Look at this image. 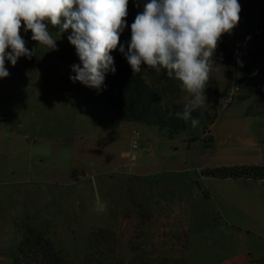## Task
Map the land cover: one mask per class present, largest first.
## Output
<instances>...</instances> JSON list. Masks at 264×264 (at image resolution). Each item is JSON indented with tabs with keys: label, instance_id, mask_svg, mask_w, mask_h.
<instances>
[{
	"label": "rangeland",
	"instance_id": "obj_1",
	"mask_svg": "<svg viewBox=\"0 0 264 264\" xmlns=\"http://www.w3.org/2000/svg\"><path fill=\"white\" fill-rule=\"evenodd\" d=\"M48 27L58 50L39 46L22 22L26 47L36 48V55L19 58L15 66L6 60L10 75L0 78V264H14L31 228L70 264L86 263L88 239L100 229L113 233L109 245L127 263L144 258L155 264H219L233 256L240 260L241 254L253 255L252 264H264V209L243 215L229 207L232 220L217 211V200L200 210L189 195L208 186L195 172H180L222 163L232 155L224 150L238 153L236 143L259 146L264 154L263 95L238 100L244 96L239 93L225 104L245 68L264 78V63L254 55L255 41L241 17L232 34L221 37L227 52L218 43L214 59L220 66L210 74L208 102L199 109L203 119L196 128L190 122L174 140L156 126L122 122L111 109L82 104L69 79L79 61L70 33L59 37L55 27ZM218 94L224 96L215 104ZM188 95L181 91L177 103H185ZM215 117L211 133L217 140L208 147ZM226 118L234 121L224 127ZM135 140L139 150L133 161L127 154ZM139 173L143 177L129 175ZM218 184L236 193L235 183ZM220 225L231 235H224ZM43 250V245L30 250L22 264H42Z\"/></svg>",
	"mask_w": 264,
	"mask_h": 264
},
{
	"label": "clouds",
	"instance_id": "obj_2",
	"mask_svg": "<svg viewBox=\"0 0 264 264\" xmlns=\"http://www.w3.org/2000/svg\"><path fill=\"white\" fill-rule=\"evenodd\" d=\"M128 4L129 0H0V78L10 75L6 60L15 66L19 58L36 55V48L26 47L22 22L23 31L31 30L39 46L58 50L50 23L59 37L71 30L67 39L80 61L71 66L73 83L101 89L106 74L116 72L110 53L118 49L133 76L148 66L164 72L189 94L182 111L168 115L191 121L196 128L200 121L193 112L206 106L210 74L220 66L214 59L218 43L240 22L239 0H146L130 25V40L121 42L128 27Z\"/></svg>",
	"mask_w": 264,
	"mask_h": 264
},
{
	"label": "trees",
	"instance_id": "obj_3",
	"mask_svg": "<svg viewBox=\"0 0 264 264\" xmlns=\"http://www.w3.org/2000/svg\"><path fill=\"white\" fill-rule=\"evenodd\" d=\"M145 2L146 0H129L126 17L128 27L121 35V42L130 40V25L134 22L137 13L143 11ZM239 3L241 4L240 17L245 24L247 36L253 39L256 44L254 55L264 63V0H239ZM70 31L67 32L70 33ZM221 43V48L227 52L223 38H221ZM110 55L114 57L115 74L108 72L105 76L104 85L99 90L76 82L79 101L82 104L111 109L115 112L117 119L122 122H142L156 126L165 131L169 139H176L191 122L186 123L168 115L169 112L175 113L183 109L184 103H177L181 93L177 82L169 79L164 72L157 73L148 66H142V71L133 76L126 58L118 49L113 50ZM79 63L80 61H77L75 64ZM233 83V77L229 73L227 88H232ZM236 83L239 93H244V96L238 100H246L260 94L264 97V78L261 81L253 67L245 68ZM222 96L224 94H218L214 98L215 104L219 102ZM193 116L199 121L203 119V114L199 109L193 112ZM217 119L218 117L214 118L212 125ZM209 141L208 147L213 142L211 135ZM202 175L222 180L254 179L264 181V166H224L205 169L202 171ZM111 239H114V235L107 229H100L91 234L88 239L89 256L85 264H155L151 263V260H144V258H141L140 262L135 259L134 262L130 263L121 260L120 254L118 252L113 253V249L109 245ZM42 245L44 249L42 264H70L62 252L57 251L49 240L33 228L28 231L21 243L14 264H22L23 261L28 262L30 250H37ZM113 259L115 262H110Z\"/></svg>",
	"mask_w": 264,
	"mask_h": 264
},
{
	"label": "crops",
	"instance_id": "obj_4",
	"mask_svg": "<svg viewBox=\"0 0 264 264\" xmlns=\"http://www.w3.org/2000/svg\"><path fill=\"white\" fill-rule=\"evenodd\" d=\"M247 116V115H244ZM236 120V119H235ZM226 123H231L234 121V118H226ZM213 125L210 127V134L213 138V143H215V140H217L216 136L211 133ZM237 150H231L227 149L224 150V153L232 154L228 158L222 157V163H216L215 166L211 167H187L184 169H180V172H195L196 178L199 177L201 181L205 182V184L208 186L209 189H199L198 194H201L203 198H205L204 202H199V195L194 194L193 191L190 193V197L192 199L191 205L198 207L200 210H204L203 206L204 204H208V202L211 204L212 201L217 200L219 206L217 211L220 214H223L226 220H232L233 218L231 216V211L229 207H233L234 210H236L239 214L246 215V213H253V211H260L264 209V203H262V197H263V187L264 183L261 180H254V179H218L213 177H208L202 175V171L205 169H213L218 167H241V166H264V154L259 146H252L251 148H247L246 145H242L241 143L235 144ZM219 153L221 151H218ZM142 168V167H140ZM130 176L134 175L137 177H143V174L139 173L137 174H129ZM83 177H80L82 180ZM216 182V183H213ZM76 183V182H75ZM218 183H235L236 187L233 191H236L235 194H231V191L228 190L229 188L227 186H220ZM213 187H210L214 185ZM217 188V189H213ZM0 198H2V194H0ZM195 199V200H194ZM201 199V198H200ZM213 205V204H211ZM186 209H188L186 207ZM257 217V216H256ZM263 219V218H262ZM261 219V220H262ZM219 230L224 233V235H231V230H228L227 227L220 225ZM237 232V231H236ZM235 232V233H236ZM242 233V232H238ZM253 255L250 256H244V255H238V258H241L238 260L235 256L225 259L224 261L220 262L219 264H252V258ZM2 257L0 254V261Z\"/></svg>",
	"mask_w": 264,
	"mask_h": 264
},
{
	"label": "built area",
	"instance_id": "obj_5",
	"mask_svg": "<svg viewBox=\"0 0 264 264\" xmlns=\"http://www.w3.org/2000/svg\"><path fill=\"white\" fill-rule=\"evenodd\" d=\"M239 89L238 87H235V91L234 92H230L225 99V104H231L232 102H234L236 96L239 95ZM136 138H138L140 135L138 132L135 133ZM26 140H30V141H35V138H28L26 137ZM138 150H139V142L138 140H135L132 144L131 150L130 152L127 154L128 157H130L133 161L137 160V155H138ZM264 183V181H263Z\"/></svg>",
	"mask_w": 264,
	"mask_h": 264
}]
</instances>
